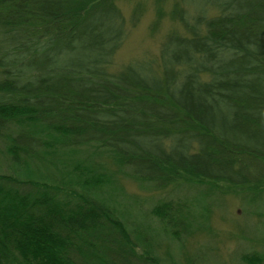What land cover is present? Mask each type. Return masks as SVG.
Here are the masks:
<instances>
[{
	"label": "trees",
	"instance_id": "obj_1",
	"mask_svg": "<svg viewBox=\"0 0 264 264\" xmlns=\"http://www.w3.org/2000/svg\"><path fill=\"white\" fill-rule=\"evenodd\" d=\"M169 16L154 56L111 69L114 0H0V264H164L90 156L140 187L264 183V0H174ZM150 213L177 243L192 214Z\"/></svg>",
	"mask_w": 264,
	"mask_h": 264
},
{
	"label": "rangeland",
	"instance_id": "obj_2",
	"mask_svg": "<svg viewBox=\"0 0 264 264\" xmlns=\"http://www.w3.org/2000/svg\"><path fill=\"white\" fill-rule=\"evenodd\" d=\"M173 1L114 0L123 19L125 35L114 54L111 69L132 59L154 56L165 33L179 30L177 22L169 16ZM189 4L188 1L184 3L188 13L192 12ZM7 142L1 140L0 148H4ZM91 151L89 146L79 147L73 157L82 162ZM63 153L53 157V161H59ZM96 156H90L92 162H101L105 172L114 180V187L119 189L123 205L120 204L122 209L119 211L125 212L129 225L132 222V226L152 236L154 250L164 264H247L241 256L251 253L259 258L252 264H264V183L236 186L216 182L210 190L205 183L184 181L161 188L145 184L140 187L126 175L125 168H117L104 154ZM7 161L5 154L0 153L1 173L12 172ZM53 164H45L42 172L55 174ZM31 165L34 162L29 163L30 168ZM24 168H19V172L25 173ZM33 175L38 176L35 171ZM160 200L171 201L192 212L187 218L190 219L187 231L179 243L160 230L161 224L150 213V208Z\"/></svg>",
	"mask_w": 264,
	"mask_h": 264
}]
</instances>
